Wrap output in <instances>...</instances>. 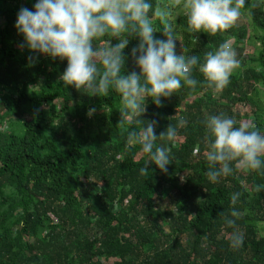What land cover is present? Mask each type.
<instances>
[{"label": "trees", "instance_id": "1", "mask_svg": "<svg viewBox=\"0 0 264 264\" xmlns=\"http://www.w3.org/2000/svg\"><path fill=\"white\" fill-rule=\"evenodd\" d=\"M36 3L0 0V264H264V191H255L264 174L234 170L211 182L203 123L224 114L264 133V0H246L247 23L216 34L190 32L187 16L174 10L177 55L186 49L203 63L230 39L240 65L220 92L207 87L197 66L195 90L182 87L160 107L147 99L139 120L155 121L158 137L187 120L174 143L157 141L171 148L166 173L139 145L126 147L127 132L143 124L118 127V92L103 97L65 86L68 61L27 47L15 25L19 10L35 11ZM154 26L156 39L166 40L163 25ZM127 38L124 74H140L132 56L140 39ZM111 39L119 42L106 35L94 44L107 47ZM233 207L243 215L231 217ZM226 218L244 236L238 249Z\"/></svg>", "mask_w": 264, "mask_h": 264}, {"label": "clouds", "instance_id": "2", "mask_svg": "<svg viewBox=\"0 0 264 264\" xmlns=\"http://www.w3.org/2000/svg\"><path fill=\"white\" fill-rule=\"evenodd\" d=\"M245 4L246 0H155L154 4L150 0H37L35 11L19 10L15 27L32 52L68 61L61 76L65 86L103 97L110 90L118 92L123 104L118 127L134 120L143 124L139 130L127 132L126 147L139 145L140 154H148L150 164L166 173L171 164V148L157 141L166 139L174 143L178 138L177 129L184 127L187 120L180 118L177 125L169 126L158 137L155 121L145 124L139 120L146 111L147 99L151 98L160 107L162 97H171L182 87L195 90L200 84L193 75L197 66L207 87L220 92L228 86L231 74L240 65L230 39L216 50L206 52L203 63L198 55H186V49L184 54L177 55L174 10L178 8L187 16L190 32L216 34L237 23ZM157 20L163 25L166 40L154 36ZM106 35L119 42L113 46L112 39L108 40L107 47L94 44L95 39ZM129 36L140 39L138 47L132 49L140 74L133 71L125 75L123 71ZM94 112L95 109H90L89 115ZM203 123L209 165L206 175L211 182L232 175L234 170L264 174V133L260 129L246 123L237 127V121L224 114L207 115ZM148 165L140 169L142 176L149 174ZM255 191H264V185H256ZM240 195L239 192L232 194L233 206ZM242 215L235 207L231 209V217ZM226 223L234 229L230 234L231 246L240 248L244 236L236 219L226 218Z\"/></svg>", "mask_w": 264, "mask_h": 264}, {"label": "rangeland", "instance_id": "3", "mask_svg": "<svg viewBox=\"0 0 264 264\" xmlns=\"http://www.w3.org/2000/svg\"><path fill=\"white\" fill-rule=\"evenodd\" d=\"M243 23H247V20H246V17L244 15H241L240 19L237 21L236 24L237 25H241ZM232 46H233V42H232ZM244 48H247V47H244ZM246 53H249L250 54L251 53V49H248V52H246ZM235 70H238V68L235 69ZM235 70L233 72H235ZM40 108H43V107L41 106ZM244 113H248V114H246V118H247V120H249V117L251 116V110H249L248 112L246 110H244ZM261 226L264 228V224L261 225Z\"/></svg>", "mask_w": 264, "mask_h": 264}]
</instances>
